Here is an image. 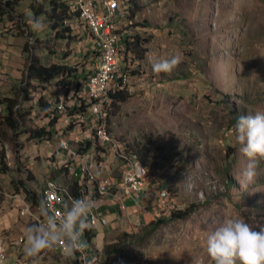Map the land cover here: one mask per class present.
Returning a JSON list of instances; mask_svg holds the SVG:
<instances>
[{
    "label": "rangeland",
    "instance_id": "374dc122",
    "mask_svg": "<svg viewBox=\"0 0 264 264\" xmlns=\"http://www.w3.org/2000/svg\"><path fill=\"white\" fill-rule=\"evenodd\" d=\"M29 1L12 0L0 16V100L15 98L14 107L24 113L20 127L14 130L4 123L0 104V223L1 215L6 216V222L0 225L6 228L5 234L15 236L13 246L20 245L21 255L33 260L27 264H72L61 257L59 250H47V245L60 243L61 250H68L69 242L47 238L46 230H40L35 221L40 213L30 207L24 191V187L29 192L43 189L46 177L58 172L62 163L69 164V158L53 155L51 149L59 143L56 132L59 139L69 137L72 145L84 144L88 138L93 141L91 153L84 159L88 172L96 174L92 198L99 205L97 200L108 193L107 212L108 206L118 209L116 218L101 224L104 227L90 238L89 264H213L206 240L226 218L241 215L253 230H264V160L258 162L254 182L242 188L240 180L247 158L235 136L241 115L264 112V0H117V8L122 9L115 26L124 36L126 30L144 39L140 45L144 54L132 58L129 53L131 69H127L124 88L129 97L117 103L111 114L106 107L107 113L100 120L122 154L116 157L114 147L104 142L108 147L101 168L110 174L120 165L115 178L120 173L122 176L125 162L121 159L126 158L123 144L144 142L148 134L154 137L146 176L150 182L140 194L138 205L131 199H116L122 180L117 184L114 179L110 190H104V183L103 189L96 185L99 178L95 165H100L98 154L102 150L95 152L93 125L58 107L61 102L65 108L74 102L72 86L65 93L55 79L38 84L24 77L31 58L45 65H76L77 72L85 70L77 78L82 90L79 80L96 66L92 57L97 50L91 49L92 54H88L90 29L80 20H71L70 38H55L41 17L33 18ZM74 5L77 8V0ZM105 14L111 15V11ZM33 21L42 27L34 30ZM24 43L27 52L22 51ZM174 54L182 60L174 71L153 72V59ZM121 59H125L123 53ZM23 93L28 99H21ZM79 94L84 98L86 91ZM40 98L56 110L53 128L57 131L47 141L28 140L20 130L45 126L48 120L36 107ZM68 173L71 177L72 172ZM82 173L85 183L86 172L80 166ZM41 191L36 190L38 200ZM124 192L134 195L127 188ZM184 208L191 209L184 217L149 228L150 222ZM34 226L40 239L32 241L33 235H27ZM1 236L3 241L2 232ZM25 240L27 243H23ZM111 243L120 245L119 249L105 253L104 247Z\"/></svg>",
    "mask_w": 264,
    "mask_h": 264
},
{
    "label": "trees",
    "instance_id": "16d2710c",
    "mask_svg": "<svg viewBox=\"0 0 264 264\" xmlns=\"http://www.w3.org/2000/svg\"><path fill=\"white\" fill-rule=\"evenodd\" d=\"M73 0H30L29 3L27 4L28 9L30 10L33 18L36 17H41L45 23H47V27L49 28V30L52 32L53 36H55V38H70V32L71 29L69 27V22L71 20H80L81 23H85L84 21H82V19L79 17L78 14V10L75 7L74 4H72ZM122 2V0H120ZM128 3H130L131 1L133 2V0H127ZM12 4V0H7L6 1V5L8 6V8H10V5ZM126 4V3H125ZM122 9V7H121ZM131 10V8H130ZM129 10V11H130ZM6 12V10H3L2 5L0 4V16L2 14H4ZM131 13V11H130ZM78 18V19H77ZM79 23V22H78ZM80 24V23H79ZM89 28V27H88ZM87 29V28H86ZM90 29V28H89ZM117 31L119 33H122L121 30H119V28L117 29ZM87 34L88 37H91V41L93 42V35L90 31V34L88 33V29H87ZM125 36L123 35L122 39H123V54H124V60H123V68L124 71L129 75V73L127 72V69H131V63L130 60L127 59L129 53L131 54L132 58L137 57L140 58L143 56L144 54V49L140 46L141 42L144 40L142 38H140L139 35L134 34V35H129L126 30H125ZM22 51L23 52H27V44L24 43L23 47H22ZM96 57H99V53L97 51H95ZM88 54H92V51L90 50V46L88 49ZM125 62L128 64H125ZM80 72H77V68L76 65L73 66H68L66 64H63L61 62H53V63H49V64H42L38 61L37 58H31L25 65V69H24V77L27 79H32L34 81H36L38 84H44L50 80H54L56 81V84L59 87H62L65 90V93L68 92V90L70 89V87L72 86V91H73V98H74V102L71 104V106H66L65 108V104L64 102L62 103V107L60 109H62V111H65L67 109V113L68 114H75L77 115V112H85L87 104L85 102H90L91 104V98L90 96L86 93V96L84 98H82V95L80 96V94L78 95V93L82 90H84L83 88V83H85V79H86V75L87 72L84 75V78L82 80H79L82 84V90H81V86L79 84V82H77V78L79 76L80 73H84V69H80ZM94 71V70H93ZM93 71L91 72V70H89V74H92ZM22 92H24V90H21ZM85 91V90H84ZM129 97L128 92L123 89V90H118V91H114V92H110L108 93V105L107 108L108 109V113H113L114 109L117 108V103L122 102L124 100H126ZM21 99H28L27 98V94H22ZM16 100L15 98H12L11 96L8 97H3L0 100V104L3 106V111H4V115H3V121L4 123L12 129H16L20 127V124L22 122L23 119V115L24 113L19 111L18 109H16L15 106ZM60 104H58L59 107ZM36 107L41 110V112L45 115L48 116V120L45 124V126H40V127H27V128H22L23 131L26 133V139H31V140H44L47 141L52 133L55 131L53 126L54 123L56 122V119L58 117V114L56 112V110L54 108H52V105L49 102H46L45 100H42V98L38 99L36 102ZM107 113V111H105V114ZM27 114V113H25ZM70 117V116H68ZM77 118V116H76ZM101 119L97 120V122L93 125V137H94V142L96 144V149L99 147L98 150L95 149V152H99L100 150H102L101 148V142L98 140L97 137V131H98V126H100ZM19 130H17L18 132ZM54 136H58V140L60 138V135L57 134V132L54 134ZM100 143V144H99ZM155 143V138L150 136V134H148L145 137V141L144 142H125L123 144V154L126 157L125 160H122L123 162L126 163L127 160H135L138 161L139 163H141V165H143V167H147L148 168V159L150 156V153H152V151L154 150V148L151 146ZM70 144V143H69ZM99 145V146H98ZM70 146H74L79 150V153H83L84 155H87L89 153H91V148L93 146V141L90 140L89 138L85 141V143L83 144H79V146L77 145H72L70 144ZM115 156H119L121 157L122 154L117 151H114ZM98 158V157H97ZM2 161L0 160V171H3L2 169ZM69 164H67L66 162L62 163L59 168H58V172H55L52 180L57 181V182H61L62 185L70 192L71 195L73 196H77V188H76V179L73 178L72 176L69 177V173L70 170L67 167L64 166H68ZM149 170V168H148ZM52 174V173H51ZM58 174H62V176L60 177L61 179H57ZM68 174V175H67ZM60 176V175H59ZM66 179V180H65ZM64 183H63V182ZM18 183V181H17ZM24 191L26 193V197L28 198L29 195V191L24 187ZM76 194V195H75ZM137 194V193H135ZM39 195V194H38ZM29 199V198H28ZM38 196H37V200H38ZM39 201V200H38ZM191 209L190 208H184L183 210H172L170 215L167 218H158L156 219L154 222H150L149 224V228L152 229L157 223L159 222H163L166 220H173L175 218H182L185 215H187L189 213ZM74 218V222L77 225V231L79 233V236L83 241V243L86 245L85 249L88 255V259H89V254L91 252L88 251L87 246L91 247L89 244L90 238L94 236L95 232L94 230H92L90 227H83L81 225L80 222H76L75 216H73ZM34 225V224H33ZM82 229H79V228ZM79 229V230H78ZM91 229V230H90ZM30 233L33 235V241H35L36 239L39 240V234L36 232L35 226L32 229H30ZM90 231V232H89ZM87 233V234H86ZM122 237L125 238L127 237V234L124 233L122 234ZM124 240L121 239L120 243H122ZM116 243V242H115ZM115 243H111L108 245H106L104 247V252L105 253H111V252H115L119 249L120 245H117ZM124 244V242L122 243ZM121 244V245H122Z\"/></svg>",
    "mask_w": 264,
    "mask_h": 264
},
{
    "label": "built area",
    "instance_id": "2783aa9c",
    "mask_svg": "<svg viewBox=\"0 0 264 264\" xmlns=\"http://www.w3.org/2000/svg\"><path fill=\"white\" fill-rule=\"evenodd\" d=\"M6 1L7 0L1 1L3 10L8 9ZM83 5H85L86 7V17L84 25L93 27L97 31L99 38H103V45H96V42L90 41V50H100V57H92L94 59L92 64H103L106 61H115L116 57L113 56L112 47H110L109 25H115V17L120 14V8H116L115 6H109V0H84ZM104 11H111V18H104ZM114 77H121V72H119L117 69L114 70ZM96 84H103L106 88L112 89V84L102 83V72L98 74H89V71H87L85 83L83 85L86 87L87 92L93 95V99L103 100L102 98H95ZM85 103L87 104L86 110L82 113L77 112V120H85V123L89 122V124L91 125L96 115L95 107H89V102ZM76 124L77 122L75 123V125ZM90 125H88L85 130H88V127ZM105 147H107V144L103 143V149L100 154H98V156H100V165H95V170L98 172L99 182L104 183V189H109L110 182L113 180L114 173H116V169H114L110 174H107L102 171L101 166L103 163H106L105 159H103V156L105 154L104 150H106ZM118 149L120 150V148ZM51 150L53 152V155L64 156L69 158V165L64 167L69 168V170L72 172V177L76 179V188L78 192L81 193L78 165H83L82 153H79L78 150H75L72 147L68 146L66 136L65 143H55L54 148ZM138 166V164H134L130 168H124V176L122 177L121 187L123 192L126 187H134L137 195L140 196V194H142L147 189V184L150 182V179H145V175H140L138 173ZM117 168H119V166ZM48 181L52 183L51 179H48ZM36 190L41 189L35 188L34 191L29 192L30 196L28 198L30 200V207H33L36 213H44L45 227L43 228L47 230V238H57L58 234L64 233L59 230V222L53 221V214L63 215V210L71 209V207H62L61 198H59L57 195L51 194V192H44L45 200L37 201ZM126 200L130 201L128 197H125V202ZM16 205L17 212L19 213L18 202ZM89 205H95V208H98V217H103L105 222L109 223L110 220L107 217L108 212L102 210L99 205L94 202L93 198L92 203H89ZM126 217H128V213ZM75 219L76 222H80L76 217ZM9 248H12L11 259L7 264H26V261H33L28 260L25 256L21 255V251L18 250L17 246H13V237L11 236L3 237V247H0V264H5V261L1 260L2 251L8 250ZM47 250H59L61 257L64 259H69L72 264H85L86 255L76 256L72 246L69 247L68 250H61V243L59 246L47 245Z\"/></svg>",
    "mask_w": 264,
    "mask_h": 264
},
{
    "label": "bare ground",
    "instance_id": "6f19581e",
    "mask_svg": "<svg viewBox=\"0 0 264 264\" xmlns=\"http://www.w3.org/2000/svg\"><path fill=\"white\" fill-rule=\"evenodd\" d=\"M4 1V0H0ZM73 4L75 3V0H73ZM84 0H77V10L79 17L82 19V21L85 22V17H86V7L83 5ZM117 0H109V6H115L117 8ZM120 14H121V8H120ZM119 14V15H120ZM118 16V15H117ZM115 17V25H116V18ZM104 18H111V15L105 14L104 11ZM115 25H109V36H110V47H112V54L113 56L116 57L115 61H106L103 64L102 63H96L95 69L92 74H98L102 72V83L105 84H112V89L106 88L105 85L103 84H96L95 88V98H102L103 100H97L93 99V95L89 94L87 92L86 87V93L90 96L91 98V104L89 102V107H95V119L99 120L102 119L103 116L105 115L106 107L108 105L109 99H108V93L118 91V90H123L126 87V76L128 79L127 73L124 71L123 68V61L121 59V55L123 53V45L121 42V34L117 31V27ZM90 31L93 35V40L96 42V45H103V38H99V35L97 34V31L91 27ZM91 41V40H90ZM119 42V45H118ZM99 52V57H100V50L96 49ZM118 70L121 72V77H114V70ZM63 105L60 103L59 107L61 108ZM93 121V122H94ZM92 122V124H93ZM101 125L98 126V131H97V137L98 140L101 143H108L111 145V147L114 149V151L117 149L115 139L112 137L110 132L107 131V129L104 127L102 123ZM103 141V142H102ZM67 142L68 146L72 147L75 150H78L74 146H70L69 144V137H67ZM59 143H65L64 139H59ZM108 147V146H107ZM116 148V149H115ZM121 149V148H120ZM117 151V150H116ZM79 152V150H78ZM83 155V165H78V172H79V178H80V188H81V193L77 191V196H73L70 194V192L60 183L57 181H54L51 179L52 183L48 180L45 181L42 191V195L39 201H44L45 200V193L44 192H51L53 195H57L59 198H61V206L62 207H71V209H64L63 210V215L62 214H53V221L54 222H59V230L64 233V234H58L56 240H67L66 243L69 242V247H73V250L76 253V256H83L86 255L85 259V264L88 261V256L87 252L85 249V244L79 236V233H77V225L74 222V211H77L80 214V217L84 222L81 223L83 227H90L92 230L96 231L99 229L101 224L105 223V220L103 217H98V208H95V205H89V203H92V197L90 196L93 194V188L91 186L93 185V182L96 180V174L94 172L89 171V168L86 167L84 163V159L87 157L82 153ZM64 157V156H62ZM68 158V157H67ZM124 168H130L134 164H138V173L140 175H148V168L143 167L139 162H136L135 160H127L126 163H124ZM80 166H83V169L86 172V177L87 180L85 183L81 182V175H80ZM120 167V165H119ZM116 168V173H117ZM124 176V169L123 173L121 176ZM115 179V173L113 180ZM113 180L110 182V184L113 182ZM103 183V182H100ZM128 190H130L132 193H136L134 187H126ZM110 190V186L109 189ZM76 195V194H75ZM36 199H37V192H36ZM130 200V198L128 197ZM94 200V199H93ZM38 201V200H37ZM131 201V200H130ZM96 202V201H94ZM35 213V212H34ZM34 216V215H33ZM35 217V216H34ZM76 217V216H75ZM78 219V218H77ZM79 220V219H78ZM35 221L38 223V226L40 230H44L43 227H45V215L44 213H40L36 215ZM100 224V225H99ZM79 228V227H78ZM82 229V228H79ZM78 229V230H79ZM90 229V230H91ZM46 230V229H45ZM90 232V231H89ZM47 233V230H46ZM87 234V233H86ZM1 235V233H0ZM2 236H0V247H3V242L1 239ZM65 246V245H63ZM7 258L6 256V250H3L1 253V260L5 261ZM27 264V261H26Z\"/></svg>",
    "mask_w": 264,
    "mask_h": 264
},
{
    "label": "clouds",
    "instance_id": "9594fccd",
    "mask_svg": "<svg viewBox=\"0 0 264 264\" xmlns=\"http://www.w3.org/2000/svg\"><path fill=\"white\" fill-rule=\"evenodd\" d=\"M34 30L42 27L31 22ZM182 62L179 55L153 59L154 73H171ZM240 151L247 158L240 184L246 188L257 176L259 160H264V112L241 115L235 125ZM206 250L213 264H264V230L255 231L241 215L226 218L210 233Z\"/></svg>",
    "mask_w": 264,
    "mask_h": 264
},
{
    "label": "crops",
    "instance_id": "0c3cea01",
    "mask_svg": "<svg viewBox=\"0 0 264 264\" xmlns=\"http://www.w3.org/2000/svg\"><path fill=\"white\" fill-rule=\"evenodd\" d=\"M0 4H1V1H0ZM94 42V41H93ZM95 69V68H94ZM84 90H85V87H84ZM86 91V90H85ZM100 152V151H99ZM98 152V153H99ZM123 168L124 167H122L121 168V171H123ZM119 169L120 168H118L117 169V171H119ZM82 172H83V170H82ZM54 175H56V174H54ZM54 175H50V176H48V177H46L47 178V180L48 179H50L52 176H54ZM60 175V176H59ZM58 176H57V179H61L60 177L62 176V174H59ZM83 176V173H82V175H81V182H82V177ZM70 177V176H69ZM119 180H121V173L118 175V177H116L115 178V181H116V183L118 184V181ZM45 183V182H44ZM97 186H99L100 188H102L103 187V185L97 180V184H96ZM104 188V187H103ZM102 188V189H103ZM105 190V189H104ZM94 193V192H93ZM109 194L107 193V194H105L103 197L102 196H100V200L98 199L97 201L99 202V205H100V208L102 209V210H104L105 212H107V202L105 201V198L108 196ZM91 197H94V195L93 194H91L90 195ZM115 197H116V199L120 202H125V197H129L132 201H134L137 205L139 204V202H140V200H141V198H140V196L139 195H137V194H135L134 193V195H130V194H126L125 192H123L122 191V189H120V191H118L116 194H115ZM133 203V202H132ZM108 208H109V211H108V213H107V217H108V219L109 220H112V219H114V218H116V212H118V209H117V207H116V205L114 206V205H112V206H108ZM128 210V209H127ZM109 215H110V217H109ZM2 216V219H1V223L0 224H3V222H6V221H4V220H6V216H5V213L4 214H2L1 215ZM74 216H76V218H78L79 219V221H80V223H82V218L80 217V214L77 212V211H74ZM109 223H110V221H109ZM108 223V224H109ZM107 225V224H106ZM102 227H104V226H102ZM101 227V228H102ZM5 227H3V225H0V233L2 232V234H3V236L4 237H11V236H9V235H7V234H5L6 232H5ZM100 229V228H99ZM27 230L25 229V231H23V233L24 232H26ZM30 234L31 233H29L27 236L29 237L30 236ZM19 236H21L20 235V233L18 234ZM19 236H17L16 238H18ZM15 237V236H14ZM13 237V239H15ZM30 238V237H29ZM28 238V239H29ZM27 240H25L23 243H27L26 242ZM3 242V241H2ZM22 243V244H23ZM20 245L19 246H17V248H18V250L19 251H21L20 250ZM23 248V247H22ZM24 249V248H23ZM7 252H8V250H6V256H7V258H6V260L9 258V256L11 257V253H8L7 254Z\"/></svg>",
    "mask_w": 264,
    "mask_h": 264
}]
</instances>
